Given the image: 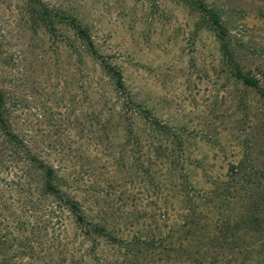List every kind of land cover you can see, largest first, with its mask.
<instances>
[{
  "label": "rangeland",
  "instance_id": "1",
  "mask_svg": "<svg viewBox=\"0 0 264 264\" xmlns=\"http://www.w3.org/2000/svg\"><path fill=\"white\" fill-rule=\"evenodd\" d=\"M202 1L230 55L188 0H0L5 117L110 232L57 207L46 235L27 210L39 238L0 264H264V0ZM21 154H0V178L29 184Z\"/></svg>",
  "mask_w": 264,
  "mask_h": 264
},
{
  "label": "trees",
  "instance_id": "2",
  "mask_svg": "<svg viewBox=\"0 0 264 264\" xmlns=\"http://www.w3.org/2000/svg\"><path fill=\"white\" fill-rule=\"evenodd\" d=\"M188 1L195 5L202 12L205 18L211 22V25L216 30L217 36L221 41V47L224 54L230 55L229 44L227 43L225 36L226 31L219 13L215 9L207 7L205 2L202 0ZM78 36L87 45V47H90L91 49L93 43L90 41L89 35L84 29L78 30ZM91 52L94 55H98V52H95L93 48ZM102 66L114 80L117 90L125 89L126 85L121 71H119L118 68L105 64V62ZM234 74L235 77L241 79L246 85L261 90L259 80L256 79L255 76L246 74L238 67L235 68ZM261 91L263 93V90ZM5 111V97L3 91L0 89V154L7 155L11 162L16 159V156L19 155L21 151V156L25 158L24 176H29V184L28 182L26 184V180H23V178L20 179L22 184L15 182L14 180H12L13 182L8 181L4 177L0 178V211L3 212H0V217L4 220L1 224L7 229L4 234H0V256H2L5 260L16 258L32 246L33 240L39 238L37 236L38 228H34L33 225L32 229L30 227L32 219H30L28 217L29 215L26 214L27 210L34 212L39 209L37 212H47V215L36 214L38 215L36 218L41 219V222L44 223V225H41L44 227L42 229L46 232V235H49L50 230V220L46 218L52 214H56L55 210L57 207L60 208L59 210L67 209L70 213H72L74 215L76 225L81 228L84 226L87 233H90V229L92 227L93 231L97 234L104 236L109 235V227L106 224L104 225L100 222L94 221L92 217L88 216L86 209L81 206V204H79V202L73 198L69 192L62 190V178L54 166L31 154L25 140L11 128V125H9L8 120L5 117ZM154 121L155 122L151 123L153 125L156 124V128L159 127L158 125H160V122L156 120ZM161 132L164 133L163 128H161L160 133ZM24 151L27 152L25 156L23 155ZM28 167L30 169H28ZM31 173L36 179L35 181L30 179ZM8 190L12 192L7 194L6 191ZM17 191H21L22 193V195L19 196L20 199H16L14 197ZM46 197L56 198L57 202L53 205V207L46 208L42 205V202L46 200ZM179 197H183V195H180ZM183 201H185V199H183ZM14 205L18 207H16L15 213L13 211L11 213L10 209H14ZM1 207L8 210L10 214L5 215L4 210ZM17 210H22L24 214H22V216L17 215ZM51 212L52 214H50ZM250 219L255 223L258 222L257 216H251ZM111 237L114 243L118 241L115 236ZM55 264L58 263L55 262Z\"/></svg>",
  "mask_w": 264,
  "mask_h": 264
}]
</instances>
